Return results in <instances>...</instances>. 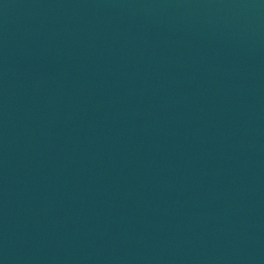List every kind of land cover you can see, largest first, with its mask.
<instances>
[{
    "label": "water",
    "instance_id": "1",
    "mask_svg": "<svg viewBox=\"0 0 264 264\" xmlns=\"http://www.w3.org/2000/svg\"><path fill=\"white\" fill-rule=\"evenodd\" d=\"M0 264H264V0H0Z\"/></svg>",
    "mask_w": 264,
    "mask_h": 264
}]
</instances>
